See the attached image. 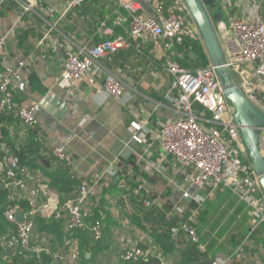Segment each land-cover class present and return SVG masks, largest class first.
Returning a JSON list of instances; mask_svg holds the SVG:
<instances>
[{"label": "crops", "instance_id": "0c3cea01", "mask_svg": "<svg viewBox=\"0 0 264 264\" xmlns=\"http://www.w3.org/2000/svg\"><path fill=\"white\" fill-rule=\"evenodd\" d=\"M1 1L0 34H6L7 40L0 65L3 69L24 61L28 85L25 92L16 95L14 100L17 103L36 102L39 105L38 125L35 131L36 139L41 145L37 156V165L40 168H22L18 173V177L26 185V195L34 194L32 209L37 213L35 217L47 219V213L42 211L45 194H57L43 175L42 169L45 171L47 167L43 164L45 158L52 147L61 143L69 134L73 135V140L67 145L66 152L72 161V172L83 182L91 181L94 175L113 161L123 171L133 172L132 179L136 177V181L144 185L149 199H159L163 205L170 203L172 206L176 203L180 199V193L175 191L170 182H179L183 190L190 187L184 184L183 176L177 173V164L171 157L161 159L162 152L156 139L163 124L182 119L176 104L171 100L176 96V92L171 89L172 79L165 71L164 65L159 64L161 57L169 48L163 39L156 41L151 36L141 39L139 44L144 51L143 54L125 48L117 55L102 58L99 60L101 72L95 73L90 70L84 80L75 86L73 94L67 95L66 83L61 79V65L65 52L63 47L68 44L73 50H77L101 41L103 35L101 25L98 27V21H105L108 24L110 20L114 23L118 18L122 19L121 14L117 16L118 10L115 9L114 2L98 0L95 4L100 9L93 13L91 10L94 9L66 11L64 0ZM216 1L223 9L217 20L222 19L227 24L232 17L243 14V6L248 2L230 0L234 8L231 10L228 9L226 0ZM141 3L142 14L150 17L152 15L150 2L141 0ZM255 3L259 9H264L263 0H256ZM99 12L103 15L98 16ZM125 31L128 33L127 27ZM188 55L191 57L192 53ZM108 73L123 82L126 100L124 104L103 92L104 76ZM131 123L143 125L142 133L145 136L143 143L137 144L132 140L134 132ZM203 124L211 126L209 122ZM10 134L18 138L17 140H23L27 133L21 123L17 122L10 126ZM259 137L261 153L264 156V129L259 132ZM120 144L122 147H118ZM4 152L7 154L6 149ZM155 165H160L162 171L160 174L153 169ZM196 192L203 197L202 203L215 200V192L207 189ZM126 197L128 201L124 202ZM133 198L128 193L120 191L106 196L107 203L103 214L116 221L115 225L108 227L111 231V242L114 237L117 238L121 251L142 244L146 247L145 251L154 254L156 249L151 241L152 234L147 231L144 223L143 228H140L134 222L140 220L142 212H139V215L136 213L132 215L130 212L123 214L120 208L114 210V206L120 207L130 203L132 206L139 204L142 207L140 200ZM181 200L185 206V219L192 216L196 218L197 210L190 207L191 202ZM232 201L235 200L226 197L218 203V212H223L222 221L223 223L226 221L227 224L226 229H223V252L214 258H221L226 264H264L262 242L264 230L258 228L254 232L249 231L235 249L230 247L232 236L239 237L238 234L242 230L251 227L246 207ZM201 204L197 205V209ZM142 209L145 210L143 207ZM192 221L194 222L193 219ZM58 222L60 221H57V225ZM63 223L65 226L64 220ZM33 232L32 246L38 255L47 252L51 257L50 264H72L70 250L65 245L60 246L57 232H37L35 226ZM200 247L203 251L205 245L201 244ZM109 249L102 250V254L93 257L85 254L86 259H91L87 264H91L92 261L98 263ZM160 252L162 253L161 250ZM117 254V251L112 250L111 262L105 261L104 264H119L121 254ZM171 255L164 257L166 262L178 264L174 254ZM79 263L86 264L80 258Z\"/></svg>", "mask_w": 264, "mask_h": 264}, {"label": "built area", "instance_id": "2783aa9c", "mask_svg": "<svg viewBox=\"0 0 264 264\" xmlns=\"http://www.w3.org/2000/svg\"><path fill=\"white\" fill-rule=\"evenodd\" d=\"M84 1L64 0L65 10L75 9ZM148 1L152 9L150 17L142 14L141 0H113L125 14L121 21L126 23L130 37L143 39L151 36L157 41L162 37L184 36L201 40L183 0H171L166 9L167 0ZM255 2L256 0H248L243 6V14L232 17L228 24L222 19L214 22V29L223 54V67L229 72L231 82L252 106L264 114V9H259ZM225 3L227 7L231 5L229 9L233 8L230 0ZM101 29L104 39L95 45L77 50H73L68 44L63 47L65 52L61 79L66 83L67 95L73 94L75 86L84 80L90 70L101 72L99 60L129 46L122 36H114L105 23H101ZM6 40L7 35L0 34V58L4 54ZM164 69L172 79L171 89L176 92V96L171 100L176 104L182 119L163 124L156 139L162 152L161 159L171 157L177 164V173L183 176L184 184L190 187L183 190L179 182H170L175 191L180 193V199L166 212V221L171 223L175 215L183 216L185 206L181 199L198 205L202 203L203 197L195 191L209 189L213 192L219 186H224L230 188L249 208L251 232L261 225L264 227V199L254 196L255 193H261L258 177L248 165L247 151L233 122V108L222 95V85L215 68L209 63L206 68L191 71L173 60H167ZM27 85L28 75L24 61L0 71V115L13 111L25 130H35L39 105L36 102L17 103L14 100L15 95L25 92ZM103 92L123 104L126 102L123 82L111 73L104 76ZM194 103L202 107L199 116L194 113ZM207 122L211 126H217L219 130L203 124ZM130 126L134 132L132 140L137 144L143 143V125L131 123ZM72 140L73 135L69 134L49 151L55 163L64 164L71 171L72 161L66 147ZM153 169L158 174L162 172L160 165H155ZM18 173L17 158L7 154L0 162V185L9 192L8 201L13 202L18 197L26 199L31 209L26 211L17 203L5 207L3 217L13 226L12 238L5 246L14 250L20 248L27 255H38L32 246L35 226L33 219L37 214L32 209L34 194L26 195V185L18 177ZM132 176L131 170L123 171L112 161L94 175L91 181L83 182L74 198L61 201L58 194L46 193L42 211L47 213V219L64 220L65 232L86 231L91 239L99 241L104 236L103 223L99 219L91 221L87 218L91 208L88 206L98 205L103 189L114 185L116 190L138 198L145 210L163 206L159 199H149L144 185L136 181V177L132 179ZM18 215H22V218L18 219ZM192 219L193 216L172 223L169 228L171 237L185 244L197 243L198 235L191 226ZM64 245L70 250L71 263L74 264L77 260V241L69 238ZM149 254L151 252L133 246L125 248L120 259L139 261L146 259ZM159 264L173 263L161 259ZM205 264H226V261L214 258Z\"/></svg>", "mask_w": 264, "mask_h": 264}, {"label": "trees", "instance_id": "16d2710c", "mask_svg": "<svg viewBox=\"0 0 264 264\" xmlns=\"http://www.w3.org/2000/svg\"><path fill=\"white\" fill-rule=\"evenodd\" d=\"M98 0H85L79 7L75 9H94L91 10L93 13H97L100 9L95 4ZM113 1V0H112ZM171 0H167L165 3V9L169 6ZM213 1V3H211ZM205 7L210 16L215 12H219L220 16L223 13L221 4L216 0H205ZM231 8V5L228 6V9ZM115 9L118 10V14H121V18L125 17L124 12L115 5ZM234 9V8H233ZM232 10V9H231ZM86 13V12H85ZM102 12H99L98 16H102ZM212 18V17H211ZM109 27L114 36H122L129 43L128 49L132 50L134 53L143 54V50L139 44L142 41L139 38H132L125 31L126 23L121 22V19L118 18V21L113 23L112 20L108 21ZM104 37L102 38V40ZM134 39L135 41H133ZM164 44L169 46L165 54L161 57L159 62L160 65H164L167 60H173L177 62L181 67L188 68L191 71L206 68L209 66V59L205 53L203 43L200 39H192L190 37H162ZM119 50L114 55L123 52ZM146 52V51H145ZM188 53H192L190 57ZM146 54V53H145ZM147 55V54H146ZM144 57V56H142ZM0 71L2 67L0 65ZM15 95V100H16ZM194 113L199 116L202 111V107L198 103L193 104ZM207 118H210L207 115ZM20 123L19 119L15 116L13 111L5 112L0 115V162L2 159L9 153L18 160L19 171L22 168L37 167V156L40 152V143L36 139L35 130H26V137L23 140H17L18 138L12 137L10 134V126L13 123ZM215 129L219 128L217 126H210ZM4 149L7 150L5 154ZM46 170H43V175L47 178L50 185L56 190L61 201H64L67 198H74L79 187L82 185L83 180L78 178L69 167L64 164L55 163L53 157L48 152L47 157L45 158ZM248 165L251 167L250 160L248 158ZM50 167V168H49ZM209 191V189H207ZM119 192L115 189V186L112 185L108 188L103 189L102 197L98 202L96 207L91 208L89 216L87 219L94 221L96 219L101 220L104 225V236L99 241H94L89 236L88 232L81 230H73L65 232L63 220H60L57 225V221L50 219H43L40 216L34 217V225L37 232H57L58 241L60 246L64 245L66 239L71 238L78 241L79 247V258L83 263H90L91 259H86L85 254H89L91 257L98 254H102V250H108L111 245V231L108 230L109 226L115 225L116 221H113L109 216L103 214V209L107 203L106 196ZM215 200L214 201H205L201 204L200 208L197 209V205L194 202H191L190 207H195L197 210L196 218H193L194 222H191V226L195 229L198 235L197 243L185 244L182 241L174 240L170 235V225L172 223L178 222V220L184 221L186 218L185 215L181 219L175 215L173 221L169 223L165 219L166 212L171 209V204L163 205L161 208L153 206L151 209L144 210L141 213V218L139 221L134 220L135 224L140 228L144 226L147 227L151 235V241L156 253L151 254L150 257L142 259L139 261H123L119 258V264H159L161 259H164L165 256H172L174 254L178 264H205L216 257L219 253L223 252V229L227 224L226 221L223 223V212H218V203L223 201L226 197H230L237 203L243 204L247 210L249 208L246 204L239 199V197L230 189L224 186H219L218 189L214 190ZM9 192L4 186H0V264H50L51 257L47 252H41L39 255H27L20 248L16 250L7 248L5 243L12 238V229L13 226L5 221L3 217V211L8 204H19L24 210L30 211L31 205L26 199L19 198L13 202L8 201ZM257 198L264 199L262 193H255L254 195ZM132 198V197H131ZM134 199V198H133ZM216 216V218H215ZM251 217L249 215L250 226H251ZM230 224V221L228 222ZM258 228L264 230V227L261 225ZM257 228V229H258ZM251 233V227L245 228L242 230L238 236L231 237L230 247L235 249L240 241L249 233ZM233 238V239H232ZM264 244V237L262 239ZM204 244V250L202 251L200 245ZM138 247L144 250L146 248L142 244H138ZM162 251V253L160 252ZM5 260H4V259Z\"/></svg>", "mask_w": 264, "mask_h": 264}, {"label": "water", "instance_id": "95a60500", "mask_svg": "<svg viewBox=\"0 0 264 264\" xmlns=\"http://www.w3.org/2000/svg\"><path fill=\"white\" fill-rule=\"evenodd\" d=\"M204 1L183 0L197 26L210 63L215 68L216 76L222 85V95L233 108V122L238 128L241 141L247 151L252 170L258 177L264 197V156L261 153L259 137V132L264 129V114L252 106L238 87L231 82L229 72L223 67V54L214 29V22L218 21L220 13L214 11V14L210 16ZM118 147H122V145L120 144ZM177 194L179 196V193ZM21 218L22 215H18V219Z\"/></svg>", "mask_w": 264, "mask_h": 264}, {"label": "rangeland", "instance_id": "374dc122", "mask_svg": "<svg viewBox=\"0 0 264 264\" xmlns=\"http://www.w3.org/2000/svg\"><path fill=\"white\" fill-rule=\"evenodd\" d=\"M1 3L2 2H0V5H1ZM64 5H65V3H64ZM90 19V18H89ZM106 23L105 21H98V23L97 24H99L98 25V27H100V25H101V23ZM127 199H124V202L125 201H128V197H126ZM117 208H120L121 209V211H122V213L123 214H125V213H127V212H130V213H132V215H135V213L136 214H138L139 215V212H143V209H142V207L138 204V205H133L132 206V204L130 203V204H127V205H124L123 204V206H120L119 207V205L117 206V207H115L114 206V210L116 209L117 210ZM34 233V232H33ZM119 240L117 239V238H113L112 239V242H111V245H110V249H109V251L107 252V254H103L102 255V257H101V259L99 260V262L97 263V262H93L92 261V263L91 264H104V262L106 261V262H111V255H110V252L113 250V251H117V253L119 254L120 253V251H121V248H120V245H119ZM117 254V255H118ZM120 254H122V251H121V253ZM119 254V255H120ZM117 257V256H116ZM77 260H76V264H78V260H79V251L77 252ZM165 261H167L166 259H164ZM80 264V263H79Z\"/></svg>", "mask_w": 264, "mask_h": 264}]
</instances>
